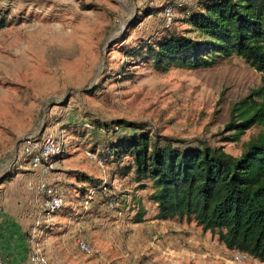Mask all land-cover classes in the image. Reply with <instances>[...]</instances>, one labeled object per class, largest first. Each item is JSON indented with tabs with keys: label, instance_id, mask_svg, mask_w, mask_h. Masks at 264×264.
I'll return each mask as SVG.
<instances>
[{
	"label": "rangeland",
	"instance_id": "1",
	"mask_svg": "<svg viewBox=\"0 0 264 264\" xmlns=\"http://www.w3.org/2000/svg\"><path fill=\"white\" fill-rule=\"evenodd\" d=\"M167 1L0 0V18L6 20L0 29V179L22 170L19 155L26 138L59 136L64 151L50 172L71 195L55 180L49 182L66 205L81 202L82 215L71 218L84 220L83 210L90 206L97 227L80 229L91 231L93 249L75 246L63 264H264L249 256L236 261L216 233L194 221L155 219L151 188L139 189L131 176L112 173L117 165L107 145L113 133L100 123L124 119L161 136L205 140L236 156L260 130L253 127L236 142L222 139L229 134L231 104L262 81L242 58L219 59L209 67H162L141 52L167 29L163 12L147 15L146 10ZM177 1L191 7L199 0ZM183 17L182 10L174 11L173 27L187 31ZM84 174L110 185L117 201L103 202L79 181ZM85 187L90 188L83 193ZM142 209L146 220L133 222ZM58 219L59 228L68 230L69 220ZM32 238L28 258L36 251L47 257L42 243ZM5 244L0 238V254L5 264H13Z\"/></svg>",
	"mask_w": 264,
	"mask_h": 264
},
{
	"label": "trees",
	"instance_id": "2",
	"mask_svg": "<svg viewBox=\"0 0 264 264\" xmlns=\"http://www.w3.org/2000/svg\"><path fill=\"white\" fill-rule=\"evenodd\" d=\"M178 4L168 0L146 14L174 6L183 11L190 29L179 30L173 22L155 44L147 43L141 52L145 50L143 54L162 67H209L219 59L242 58L262 74V81L231 104L226 124L229 134L222 139L236 142L247 130H260L244 142L236 156L205 140L161 136L144 124L124 119L100 123L113 133L107 145V154L117 165L112 173L131 176L129 181L139 189L151 188L155 219L194 221L204 231L216 233L227 248L264 263V0H199L191 7ZM5 25L6 20L0 18V29ZM128 127L132 131H117ZM18 172L6 173L0 184ZM79 181L89 184L103 202L117 201L102 179L84 174ZM89 188H83V193ZM145 213L144 209L137 212L133 221L143 222Z\"/></svg>",
	"mask_w": 264,
	"mask_h": 264
},
{
	"label": "crops",
	"instance_id": "3",
	"mask_svg": "<svg viewBox=\"0 0 264 264\" xmlns=\"http://www.w3.org/2000/svg\"><path fill=\"white\" fill-rule=\"evenodd\" d=\"M21 161L19 160L20 164ZM20 168L22 170L10 181L0 184V238L6 241L5 247L10 251L9 254L7 253L10 261L13 264H28V251L32 237H37L40 244L42 243L49 261L53 264H63L66 258H71L73 255L71 251L74 250L75 246L83 251L76 243L81 237L93 249L91 231H80L81 228L87 226L97 228L95 221L91 218L92 215L89 213L91 207L87 206L83 210L86 215L82 221H78V217L76 219L71 218L74 215H82V210L78 206L81 203L79 201L73 204L69 202L68 205L64 203L61 210L48 213L44 198L30 191L31 186L43 177L42 172L33 169L27 161H22ZM54 175L57 176L56 180L53 178L52 172L45 175V178L51 181L55 180V186L61 185L60 191L62 189L64 193L71 195V190L60 184L61 181H58L60 177L57 174ZM59 217L69 220L65 223V225L69 224V229L65 232L59 228L61 222Z\"/></svg>",
	"mask_w": 264,
	"mask_h": 264
},
{
	"label": "built area",
	"instance_id": "4",
	"mask_svg": "<svg viewBox=\"0 0 264 264\" xmlns=\"http://www.w3.org/2000/svg\"><path fill=\"white\" fill-rule=\"evenodd\" d=\"M178 5H183L178 1ZM174 6H168L162 13L163 21L166 27H170L174 21ZM64 141L59 136L52 134H44L43 137L29 136L26 138L20 149L23 162H29L31 167L42 172L43 177L39 178L31 189L35 190V194L44 198V204L48 209V213H54L61 210L64 206V199L56 187L45 178V175L50 173L54 168L55 158L61 155L64 151ZM19 160H21L19 158ZM21 166V164H20ZM78 246L85 252H90L91 247L83 240H77ZM234 259L241 261L248 257L246 254L234 251ZM0 264H5L2 255L0 254ZM28 264H53L49 259L39 251L34 252L28 260Z\"/></svg>",
	"mask_w": 264,
	"mask_h": 264
}]
</instances>
